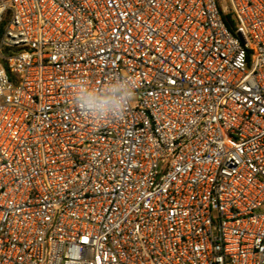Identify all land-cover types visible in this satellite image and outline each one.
I'll return each mask as SVG.
<instances>
[{
  "label": "built area",
  "instance_id": "built-area-1",
  "mask_svg": "<svg viewBox=\"0 0 264 264\" xmlns=\"http://www.w3.org/2000/svg\"><path fill=\"white\" fill-rule=\"evenodd\" d=\"M0 264H264V0H0Z\"/></svg>",
  "mask_w": 264,
  "mask_h": 264
},
{
  "label": "clouds",
  "instance_id": "clouds-1",
  "mask_svg": "<svg viewBox=\"0 0 264 264\" xmlns=\"http://www.w3.org/2000/svg\"><path fill=\"white\" fill-rule=\"evenodd\" d=\"M73 103L89 120L103 124L122 119L135 102V84L131 78L112 77L103 83H74Z\"/></svg>",
  "mask_w": 264,
  "mask_h": 264
}]
</instances>
